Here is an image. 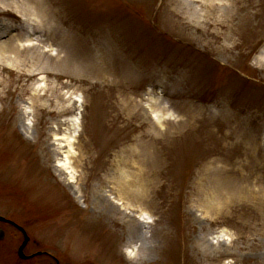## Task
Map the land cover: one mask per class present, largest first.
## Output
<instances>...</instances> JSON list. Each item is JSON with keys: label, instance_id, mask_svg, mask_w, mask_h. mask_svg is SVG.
Returning a JSON list of instances; mask_svg holds the SVG:
<instances>
[{"label": "rangeland", "instance_id": "rangeland-1", "mask_svg": "<svg viewBox=\"0 0 264 264\" xmlns=\"http://www.w3.org/2000/svg\"><path fill=\"white\" fill-rule=\"evenodd\" d=\"M0 217V264H264V0H0Z\"/></svg>", "mask_w": 264, "mask_h": 264}, {"label": "bare ground", "instance_id": "bare-ground-1", "mask_svg": "<svg viewBox=\"0 0 264 264\" xmlns=\"http://www.w3.org/2000/svg\"><path fill=\"white\" fill-rule=\"evenodd\" d=\"M56 15V14H55ZM59 19L61 18L60 16L58 17ZM47 19V22H49V19L48 18H46ZM54 21H56V18H54L53 19ZM5 54H7V52H5ZM5 54H3V57H4V60H5V62L6 63H8L9 65H13L15 62H14V60H12L8 55H5ZM9 54V53H8ZM43 95H41L40 93H38V91H36L35 92V94L34 95H32V98H31V101H32V99H34L33 100V104L35 105V103L37 104V103H39V102H41L42 101V99H43V97H42ZM45 96V95H44ZM26 116H27V113H23V122H22V128H24V130L22 129H20V133L23 135V134H26L25 133V129L26 128H28V125H30L28 122H26ZM72 123V125H74V123L72 122V121H69V122H67V124H71ZM66 124V125H67ZM72 142H69L68 143V146L70 147L69 149H70V151H68L67 153H66V160L63 162V163H57L56 164V167L57 168H60V169H62V170H66L67 171V173L69 172L70 174H72V171H71V162H70V158H72L73 156V146H72V144H71ZM58 152V151H57ZM72 176V175H71ZM71 179H73V177H71ZM71 182H73V181H71ZM104 200H106V199H104ZM140 219V221L142 220L141 218H139ZM143 222H144V220H143ZM218 237V236H217ZM222 238H224V237H222Z\"/></svg>", "mask_w": 264, "mask_h": 264}, {"label": "water", "instance_id": "water-1", "mask_svg": "<svg viewBox=\"0 0 264 264\" xmlns=\"http://www.w3.org/2000/svg\"><path fill=\"white\" fill-rule=\"evenodd\" d=\"M0 222H9V221L6 220V219H4V218H2V217H0ZM9 223H11V222H9ZM20 230H21L22 232H24L23 229L20 228ZM24 234H25V232H24ZM0 235H1V236H0V239H3V237H4V233L1 232ZM28 242H29V238H28L27 235L25 234V241H24L23 245L21 246V248H20V250H19V256H20V258H22V259H28V257L25 256L24 253H23V251H24V249H25V247H26V245H27Z\"/></svg>", "mask_w": 264, "mask_h": 264}]
</instances>
